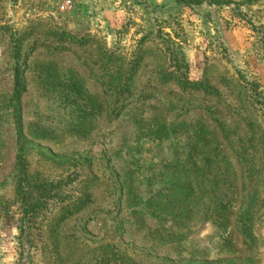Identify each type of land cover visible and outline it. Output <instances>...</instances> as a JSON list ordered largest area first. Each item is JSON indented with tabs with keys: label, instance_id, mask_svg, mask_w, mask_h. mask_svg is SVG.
<instances>
[{
	"label": "rangeland",
	"instance_id": "rangeland-1",
	"mask_svg": "<svg viewBox=\"0 0 264 264\" xmlns=\"http://www.w3.org/2000/svg\"><path fill=\"white\" fill-rule=\"evenodd\" d=\"M4 1L0 264H90L105 245L137 264H264V0H225L260 35L225 6L154 4L150 24L124 20L116 38L85 33L82 46L49 37L48 9L36 1L15 9L14 18L19 12L25 23H12ZM23 29L32 33L17 62L10 35ZM14 64L25 87L19 107L25 171L69 185L67 202H49L32 220L22 219L15 191ZM198 163H215L221 174L202 176ZM221 178L237 186L228 192L237 202L226 235L198 214L201 204L226 193L213 188ZM86 197L90 202L56 231V218ZM170 197L192 207L174 225L158 202ZM149 198L157 200L150 211L143 205ZM242 206L256 237L249 251L235 230Z\"/></svg>",
	"mask_w": 264,
	"mask_h": 264
},
{
	"label": "trees",
	"instance_id": "trees-1",
	"mask_svg": "<svg viewBox=\"0 0 264 264\" xmlns=\"http://www.w3.org/2000/svg\"><path fill=\"white\" fill-rule=\"evenodd\" d=\"M206 4L208 6H216L221 7L225 6L230 8L233 15L240 20L246 21L251 28L259 33V28L253 22L247 19V15L244 12L234 8L236 5L235 2L225 1V0H175V5L177 6H184V7H194V6H202ZM156 5V4H155ZM239 5V4H238ZM162 9L165 6L161 5ZM172 16V15H171ZM170 17V15H169ZM32 32L24 31V29L16 34L10 35V42L14 44L13 47V55L12 59L15 61L20 60L22 43L27 39L28 35ZM47 35L49 37H53L56 39L57 42H64L69 44H77L78 46H82L85 44V38L83 37H75L65 30L56 28L50 29L47 31ZM262 41L264 42V33L261 36ZM51 43V42H50ZM40 46H45V43H41ZM12 76H13V100L15 102V121H16V129H17V163H16V183H15V191L17 200L21 205V212H22V219H33L35 218L39 212H41L49 202H61L65 203L69 199V195H65L67 187V182L64 181H56V182H46L39 179L38 176L33 174H28L25 171L24 162L20 156L22 145L21 141L23 139L21 133V116H20V100L21 96L24 93L25 87L22 85V73L20 72L19 65L14 64L11 68ZM185 84L189 85L190 87H197L198 84L195 82L186 81ZM262 104V103H260ZM186 166L193 165V163H185ZM223 166V163H216ZM200 168V173L202 176L205 174H214L220 175L219 167L215 165V163H198ZM212 171L214 173H212ZM213 188L216 191H225L226 193L215 196L209 203L201 204L198 208V214L202 222H210L217 230H223L228 228L230 223V216L233 214L234 205L237 202L236 195H230L228 192L231 190L235 192L237 190L236 181L232 179L229 181L228 179L221 178L218 181H215L213 184ZM157 200L154 199H147L144 201L143 205H146L145 209L149 210L152 208V204ZM71 202V201H70ZM90 202V198L86 197L84 199H78L73 201L71 206L75 205L73 210L70 212L68 211L67 214L61 215L60 217L56 218L55 228L56 231L59 227L66 221L67 217L73 215L74 213L80 211L83 208V205L88 204ZM160 206L164 208L165 214L171 217V223H180V219L183 220V213H191L192 207L188 206L185 209H182V200H178L176 198H162L158 201ZM153 204V205H154ZM78 206V207H77ZM249 206V205H248ZM248 206H242L239 209L238 213L236 214L235 218V230L239 233L240 237L242 238L243 245L246 250H250L253 247L255 241V235L251 230V215L248 210ZM182 215V217H181ZM180 218V219H179ZM179 220V221H178ZM188 220V219H187ZM171 232V231H170ZM169 232V233H170ZM53 231H50V234L53 235ZM176 233L175 230L171 232V234ZM229 233V230L226 229L223 231V234L226 235ZM179 235V233H178ZM53 238V237H52ZM101 249L104 250L101 254L94 257V261H91L90 264H137L136 261L129 258L127 255L122 254L118 251L109 250L108 246L105 245L104 247L101 246ZM248 250V251H249ZM245 260L241 261L244 264ZM192 264H233L231 260H219V261H209V260H202Z\"/></svg>",
	"mask_w": 264,
	"mask_h": 264
},
{
	"label": "crops",
	"instance_id": "crops-1",
	"mask_svg": "<svg viewBox=\"0 0 264 264\" xmlns=\"http://www.w3.org/2000/svg\"><path fill=\"white\" fill-rule=\"evenodd\" d=\"M26 1H36L35 6L48 9L51 29L59 28L78 38L86 37L85 33L98 32L109 36L111 34L116 38L122 27L121 21L130 19L132 22L147 25L152 22L151 9L154 4L163 5L165 9L169 7V10L176 6L175 0H6L4 7L7 13L11 12L12 23H25V15L19 16L18 12V17L14 18L13 14L16 15V8H26ZM136 7L141 13L134 14ZM45 15L40 12L36 14ZM58 24L63 26L59 27ZM3 49L0 42V56Z\"/></svg>",
	"mask_w": 264,
	"mask_h": 264
}]
</instances>
